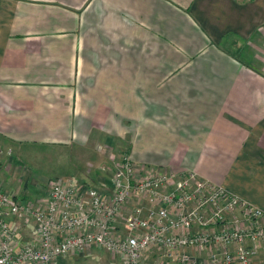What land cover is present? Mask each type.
I'll list each match as a JSON object with an SVG mask.
<instances>
[{
  "label": "crops",
  "instance_id": "1",
  "mask_svg": "<svg viewBox=\"0 0 264 264\" xmlns=\"http://www.w3.org/2000/svg\"><path fill=\"white\" fill-rule=\"evenodd\" d=\"M114 115L137 167L264 212V0H0V143L107 147Z\"/></svg>",
  "mask_w": 264,
  "mask_h": 264
},
{
  "label": "built area",
  "instance_id": "2",
  "mask_svg": "<svg viewBox=\"0 0 264 264\" xmlns=\"http://www.w3.org/2000/svg\"><path fill=\"white\" fill-rule=\"evenodd\" d=\"M43 197L0 187V264H58L91 248L123 264H199L194 251L207 264H251L264 242V224L250 226L264 218L259 208L194 172L136 168L127 155L107 189L59 179Z\"/></svg>",
  "mask_w": 264,
  "mask_h": 264
},
{
  "label": "rangeland",
  "instance_id": "3",
  "mask_svg": "<svg viewBox=\"0 0 264 264\" xmlns=\"http://www.w3.org/2000/svg\"><path fill=\"white\" fill-rule=\"evenodd\" d=\"M114 116L116 118H110L112 122L107 127L119 130L122 136L111 144L114 139L112 136L109 143L106 142L107 147L97 141L95 134H92L91 140L85 145L37 146L0 143V187L17 194L18 198H25L27 202L41 204L43 190L52 181L63 179L78 184L94 182L92 187L104 186L102 181L113 173L120 158L127 153V118ZM119 146L123 147L120 149ZM142 203L151 204L148 200H143ZM24 227L28 231L31 229ZM201 252L205 254L204 251ZM61 264L123 263L116 255L99 248H91L74 258L63 259Z\"/></svg>",
  "mask_w": 264,
  "mask_h": 264
},
{
  "label": "trees",
  "instance_id": "4",
  "mask_svg": "<svg viewBox=\"0 0 264 264\" xmlns=\"http://www.w3.org/2000/svg\"><path fill=\"white\" fill-rule=\"evenodd\" d=\"M124 155H127L128 157H130V160H131V163H134L133 162V160L131 159V156H130V154L128 153V151H127V153L126 154H124ZM143 167H146V166H143ZM148 168H150V167H148ZM159 168V167H158ZM189 172H191V171H189ZM96 189H98V190H101L100 188H96ZM23 201H25V198H21ZM263 212V211H262ZM264 213V212H263Z\"/></svg>",
  "mask_w": 264,
  "mask_h": 264
}]
</instances>
